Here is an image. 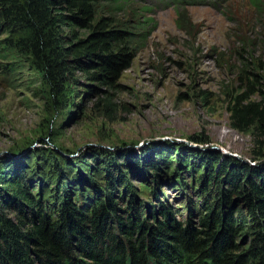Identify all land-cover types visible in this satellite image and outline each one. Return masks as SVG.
I'll list each match as a JSON object with an SVG mask.
<instances>
[{
  "label": "trees",
  "instance_id": "trees-1",
  "mask_svg": "<svg viewBox=\"0 0 264 264\" xmlns=\"http://www.w3.org/2000/svg\"><path fill=\"white\" fill-rule=\"evenodd\" d=\"M173 1L176 14L198 6V0ZM247 2L261 16L264 35V0ZM131 3L0 0V34L6 35L7 47L32 56L52 98L64 92L76 72L86 74L102 87L88 85L99 93L95 106H102L108 120L114 121L118 109L112 106L111 91L147 40L140 15L150 13L149 6H136L127 21L117 17ZM262 43L259 53L255 41L236 51L233 82L238 85L222 84L230 127L253 136L256 157L264 156ZM221 155L202 158L207 171L201 190L207 194L205 209L194 224L177 221L156 188L149 191L154 202L147 207L160 217L146 216L145 205L136 201L128 180L132 168L126 155L122 163L104 164L103 181L93 183L95 195L82 196L81 205L74 188L62 181L57 186L61 196L43 201L30 192L25 175L16 172L9 178L14 202L0 198V264H264V163L253 166L228 156L219 161ZM145 169L148 183L156 185L160 177L156 166L145 164ZM4 180L0 172V182Z\"/></svg>",
  "mask_w": 264,
  "mask_h": 264
},
{
  "label": "rangeland",
  "instance_id": "rangeland-1",
  "mask_svg": "<svg viewBox=\"0 0 264 264\" xmlns=\"http://www.w3.org/2000/svg\"><path fill=\"white\" fill-rule=\"evenodd\" d=\"M140 5L151 8L140 19L152 20L144 21V47L111 91L118 109L114 121L95 106L99 93L88 85L102 87L86 74L76 72L64 92L52 98L32 56L7 47L6 35L0 34V172L6 178L0 198L5 202H14L9 178L19 172L43 201L61 196L62 181L74 188L81 205L82 196L95 195L93 183L103 181L104 164L122 163L126 155L132 168L128 180L146 216L152 213L147 203L154 202L149 191L156 188L177 221L194 224L207 194L201 190L207 171L202 158L217 152L223 154L219 161L228 156L253 166L264 163V156L253 154V136L230 127L222 87L227 81L238 85L233 82L236 51L255 41L261 52V16L247 0H228L218 9L188 6L181 14L170 0H132L117 17L129 20ZM150 163L160 175L153 186L144 171Z\"/></svg>",
  "mask_w": 264,
  "mask_h": 264
}]
</instances>
